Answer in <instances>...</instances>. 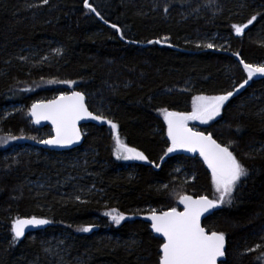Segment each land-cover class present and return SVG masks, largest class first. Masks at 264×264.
I'll return each mask as SVG.
<instances>
[{
	"label": "trees",
	"instance_id": "obj_1",
	"mask_svg": "<svg viewBox=\"0 0 264 264\" xmlns=\"http://www.w3.org/2000/svg\"><path fill=\"white\" fill-rule=\"evenodd\" d=\"M87 2L100 16L85 0H0V264H159L150 209L218 195L202 158L165 155L162 113L228 92L221 116L200 129L248 175L203 225L225 233V264H264V76L241 87L243 64L264 65V0ZM74 90L117 127L86 125L71 150L40 147L50 128L32 123V105ZM117 135L148 163L118 159ZM113 210L127 218L115 224ZM26 216L51 225L14 241L13 221Z\"/></svg>",
	"mask_w": 264,
	"mask_h": 264
},
{
	"label": "snow or ice",
	"instance_id": "obj_2",
	"mask_svg": "<svg viewBox=\"0 0 264 264\" xmlns=\"http://www.w3.org/2000/svg\"><path fill=\"white\" fill-rule=\"evenodd\" d=\"M43 3L47 4L48 0H43ZM85 5L91 12L100 16V13L87 0H85ZM255 20L256 16H253L247 24L234 25L233 27L237 34H241ZM111 27L117 28V25L112 24ZM207 47L212 48L213 45L208 44ZM244 68L248 72V79L241 84V87L247 84L254 75L258 73L264 75V65L245 63ZM64 83L71 84L74 82L64 81ZM232 95L233 92L213 97L196 96L193 98V109L190 113L167 112L165 110L168 136L171 139V147L167 149L165 155L176 149H187L191 152L198 150L212 171V178L219 196L215 200H209L207 196H199L194 199L191 196L183 195L180 197V202L184 205L182 212L177 211L176 208L159 214L153 211L151 228L156 233H161L165 238L161 245L162 254L159 258V264H217L218 258L226 256L225 233L206 230L201 226V216L208 209L216 207L218 203H224L226 198H228L227 202L230 203L237 183L242 177H247L248 169L229 151L228 147L221 146L212 139L210 133L205 135L203 132H195L189 128L188 121L206 122L212 120L220 114L224 102ZM31 113L37 118V122L42 119L51 120L55 125V137L40 141V143L50 145H69L78 141L81 133L77 123L86 116L96 120L103 119L101 116H93L88 111L84 103V95L79 92H72L70 95L61 94L60 97L48 103L33 104ZM108 123L112 124V121H108ZM112 127L115 129L117 126L112 124ZM116 153L118 156L124 154L122 155L123 159L148 160L143 152L130 148L123 143L119 135L116 137ZM108 215L117 224L125 219L124 215L116 210L109 212ZM48 223V220L39 219L35 216L30 219L17 218L13 221V240L23 237L25 228L28 226ZM80 230L89 232L92 230V226L89 225ZM256 247L259 248L261 245H256ZM252 250L248 249V251ZM221 264H225V261L221 260Z\"/></svg>",
	"mask_w": 264,
	"mask_h": 264
},
{
	"label": "water",
	"instance_id": "obj_3",
	"mask_svg": "<svg viewBox=\"0 0 264 264\" xmlns=\"http://www.w3.org/2000/svg\"><path fill=\"white\" fill-rule=\"evenodd\" d=\"M161 45H167V44H164V43H160ZM244 65V64H243ZM256 76L258 77H263L264 75L262 74H256ZM72 92H79V93H83L81 91H78V90H74ZM72 92H68V93H65V94H68L70 95ZM84 95V103L88 109L89 112H91L93 114V116H101L99 114H96L94 112H92L88 105H87V97L86 95L83 93ZM61 95H58L52 99H49V100H42V101H38L34 104H39V103H48L50 101H53L55 99H57L58 97H60ZM32 108V107H31ZM179 113V112H178ZM103 117V116H101ZM31 119H32V122L33 124L38 127V128H45V127H49L51 130H52V136L49 137L48 139L50 138H53L55 137L56 135V131H55V125L52 123L51 120H40L39 122H37V118L35 116L32 115L31 113ZM108 121H110L109 119H107L106 117H103V119L101 120H96V119H93L91 117H85L83 119H81L80 121H78L77 123V127L79 128L80 130V133H81V136H80V139L78 141H75L74 143L72 144H69V145H50V144H44V143H39L40 147L44 148V149H47V150H53V151H67V150H71V149H74V148H77V147H80L83 145L84 141H85V134H84V131H83V128L84 126L86 125H89V124H93V125H96V126H99V127H102V126H112V124H109ZM195 132H203L205 135H208L209 133L205 132V131H201V130H193ZM212 136V135H211ZM48 139H45V140H48ZM170 139V138H169ZM212 139H214L218 144H220L213 136H212ZM170 142H171V139H170ZM221 145V144H220ZM222 146V145H221ZM181 154H183L184 156L186 157H200L204 160L203 156L200 155L199 151L197 150L196 152H191L187 149H177ZM205 161V160H204ZM208 165V164H207ZM187 196H191L193 197L194 199L199 197V196H206V195H199V196H196V195H191V194H187ZM207 198L209 200H212L209 196H207ZM219 203L217 204L216 207L214 208H210L208 209L207 212H205L202 216H201V226L204 227L203 225V222L204 220L209 217L210 215H212L214 213V211L216 210V208L219 207ZM170 209L168 210H163V211H158V210H152V211H149L148 214H147V221L150 223V226L152 224V220H151V215L153 213V211L156 212V214H159L161 212H166V211H169ZM184 210V205L180 202V207L177 209V211L179 212H182ZM33 217V216H31ZM30 216H26V217H21L19 219H30L31 218ZM39 219H46L49 221L48 224H45V225H39V226H28L25 228V234L23 237H20L19 239L22 240L24 239L28 234H31L33 232H36V231H40V230H44L46 229L48 226L51 225V220L46 218V217H40V216H35ZM13 228V226H12ZM205 228V227H204ZM152 229V228H151ZM207 230V228H205ZM153 233L158 236L160 239H162L163 243H164V240L165 238L163 237V235L161 233H156L153 229H152ZM219 232V231H218ZM14 234V233H13ZM161 251V249H160ZM225 252L227 253V239L225 237ZM162 254V252H161ZM227 259V254L225 257L223 258H218V261H217V264H221V260L223 261H226Z\"/></svg>",
	"mask_w": 264,
	"mask_h": 264
},
{
	"label": "rangeland",
	"instance_id": "obj_4",
	"mask_svg": "<svg viewBox=\"0 0 264 264\" xmlns=\"http://www.w3.org/2000/svg\"><path fill=\"white\" fill-rule=\"evenodd\" d=\"M64 93H66V92H63V93H60V94H64ZM59 94V95H60ZM198 96H205V97H213V96H219V95H198ZM196 97V96H195ZM226 102L227 101H225L224 102V105L226 104ZM224 105H223V107H224ZM223 107L221 108V111H220V114L218 115V116H216V117H214L212 120H208V121H200V120H190V121H188V127L189 128H193V129H196V130H199L200 129V127H203V126H207V125H209L210 123H212L213 121H215L216 119H218L220 116H221V113H222V109H223ZM192 109H193V101H192ZM192 111V110H191ZM167 112H170V111H167ZM165 114H166V111H164L163 113H162V115H163V117H164V119H165ZM166 120V119H165ZM166 122H167V120H166ZM49 133L50 134H52V131H51V129L49 130ZM122 141V140H121ZM123 142V141H122ZM124 143V142H123ZM126 144V143H125ZM128 146V145H127ZM129 147V146H128ZM131 148V147H130ZM138 151V150H137ZM115 155H116V157L118 158V159H120L121 161H124V162H129V161H137V162H141V163H148V160H138V159H123L122 158V155H124V154H121V156H118L117 155V153H116V143H115ZM214 189H215V194H218L215 198H212V200H215V199H217V197L219 196V192L217 191V189H216V185H215V183H214ZM150 210H153V209H150ZM109 212H112V211H109ZM109 212H106V215L107 216H109L110 217V219L112 220V217L110 216V215H108V213ZM113 214H115V213H113ZM124 217H125V219L127 218L125 215H124ZM124 219V220H125ZM124 220H122V221H124ZM113 221V220H112ZM121 221V222H122ZM114 222V221H113ZM120 222V223H121ZM115 223V222H114ZM115 224H117V223H115ZM94 229V227H92V230Z\"/></svg>",
	"mask_w": 264,
	"mask_h": 264
},
{
	"label": "bare ground",
	"instance_id": "obj_5",
	"mask_svg": "<svg viewBox=\"0 0 264 264\" xmlns=\"http://www.w3.org/2000/svg\"><path fill=\"white\" fill-rule=\"evenodd\" d=\"M250 83V82H249ZM52 99V98H51ZM193 129V128H192ZM52 131V130H51Z\"/></svg>",
	"mask_w": 264,
	"mask_h": 264
}]
</instances>
